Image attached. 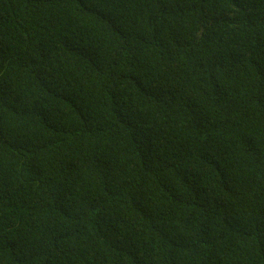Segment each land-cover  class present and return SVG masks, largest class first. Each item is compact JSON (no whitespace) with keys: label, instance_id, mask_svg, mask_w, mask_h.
<instances>
[{"label":"trees","instance_id":"obj_1","mask_svg":"<svg viewBox=\"0 0 264 264\" xmlns=\"http://www.w3.org/2000/svg\"><path fill=\"white\" fill-rule=\"evenodd\" d=\"M0 264H264V0H0Z\"/></svg>","mask_w":264,"mask_h":264}]
</instances>
